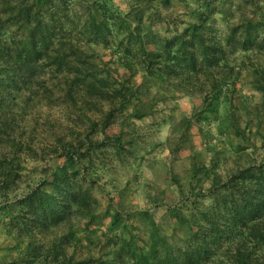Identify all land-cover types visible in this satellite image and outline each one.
I'll use <instances>...</instances> for the list:
<instances>
[{
    "label": "trees",
    "instance_id": "obj_1",
    "mask_svg": "<svg viewBox=\"0 0 264 264\" xmlns=\"http://www.w3.org/2000/svg\"><path fill=\"white\" fill-rule=\"evenodd\" d=\"M152 2L126 11L115 0H0V131L36 128L43 108L63 112L44 121L45 145L8 140L9 149L0 152V223L17 250L0 264H264V152L226 178L218 171L224 150L251 147L242 144L252 130L249 120L241 126L242 111H264V64L254 59L264 56V0H195L181 19ZM98 47L111 52L110 61H95ZM120 66L131 75L141 71L160 92L144 101L142 83L114 74ZM244 70L262 96L253 108L246 100L243 108L235 103ZM177 95L200 103L183 118V145L176 151L194 127L206 138L204 151L190 146L188 187L174 177L179 198L166 205L164 220H173V233L186 231L181 247L148 209V239L126 236L134 214L122 201L102 209L94 192L105 185L112 155L134 153L142 138L134 120ZM117 123L120 131L112 133ZM231 132L241 140L237 145L227 138ZM222 135L233 146L218 148L213 140ZM22 152L45 162L32 183L20 174ZM139 178L133 177L138 186ZM96 244L107 250L93 253Z\"/></svg>",
    "mask_w": 264,
    "mask_h": 264
},
{
    "label": "rangeland",
    "instance_id": "obj_2",
    "mask_svg": "<svg viewBox=\"0 0 264 264\" xmlns=\"http://www.w3.org/2000/svg\"><path fill=\"white\" fill-rule=\"evenodd\" d=\"M116 3L124 10H129L132 5H145L144 0H115ZM195 0H171L169 7H164L161 0H153L152 5L154 8H158L164 13L172 15L177 19L187 18L186 16V4L192 3ZM224 25L219 21V26ZM160 26V25H159ZM164 27V25H161ZM98 54L95 61L98 64H102V61H110L111 52L102 47H98ZM255 57V56H252ZM256 62L264 64V56L254 58ZM114 67V65H112ZM114 74L122 79L124 76L128 77V82L133 85L143 84L142 90L144 94L142 98L144 101L149 102L156 94L160 92L158 88L152 87L150 82H146L144 74L138 71L134 75H131L130 71L120 66L117 68V72ZM252 80V74L247 70H244V75L238 84V91L235 95V103L237 106L243 108L242 103L246 100L250 107H255L260 103L262 96L260 92L254 90L250 84ZM195 103H200L198 99L192 100L183 95H177L175 99L168 98L166 101L158 100L153 107V114L145 117L144 119L134 120L135 129H138V133H141L142 138H138L136 148L133 154L123 156L121 159L116 155H112L113 162L110 165L109 172L104 178L105 185H98L95 187V194L101 201L102 209H105L109 204H119L120 201L124 202L128 206L130 213L134 214L132 222H129V228L125 229L124 234L130 236V233L138 234L140 238L148 239V230L150 228V218L144 216L145 210H149L153 213V217L156 222L163 226V233L170 237V242L181 247L184 245L182 238L186 237V231L183 228H179L177 232L172 231L173 224L170 217L164 220V215L167 213L166 205L174 204L178 198V184L174 182V177H178L181 183L188 187V171L191 167L192 160L190 146L200 151H204L206 145V138L200 134L199 128L194 127L192 130V137L190 141L184 143V148L181 151H176L178 146H182L181 134L184 133L182 127V120L184 117H189L192 114V108ZM41 117H39V126L33 128L32 125L19 124L14 129H10L9 133L0 131V152L9 149L8 142L10 140H19L21 138L23 142L32 139L33 144L38 146L39 143L45 145L48 142L49 133L43 128L44 121L58 120L62 117L63 112L60 108L56 109H40ZM243 117L241 119V126L246 127L247 121L250 122L247 127H251V132H247L250 137L249 141H242L243 145L250 144L251 147L245 151H235L230 149V152L222 153L220 159V166L218 171L224 178L235 172L240 167H244L248 164V160L253 157L259 156L264 152L262 147L261 133H264V111L258 116L248 115L247 109L243 111ZM57 125L55 130L62 131L60 122L56 121ZM133 122V121H132ZM65 125V121L63 122ZM261 126L260 131H257L258 126ZM212 132L217 133V129L214 124L210 128ZM120 126L114 124L111 127L112 133H118ZM248 131V130H247ZM126 131L123 138L126 139L130 136ZM225 135V134H224ZM216 136L213 140L218 148L223 150L228 146L237 145L240 139H237L233 132L227 136L228 139H224L227 135ZM9 140V141H8ZM192 142V143H191ZM227 142L233 143L229 145ZM235 143V144H234ZM155 144V146H154ZM227 144V145H226ZM206 159L211 158V154L204 153ZM227 154V155H226ZM223 155L225 157H223ZM13 156V154H11ZM205 158V156H204ZM19 162L23 166L20 174H23L22 180H26L27 184L32 183V179L39 178L42 175L45 162L37 158H32L29 153L22 152L19 157ZM60 162H62L60 160ZM134 175H140L138 182H141L138 186L135 183ZM209 182L206 183V186ZM114 197V202L110 201V195ZM165 204V205H164ZM109 219H106L99 229V235H102V231L108 226ZM99 227L98 225L95 228ZM103 229V230H102ZM16 240L8 235L3 225L0 223V260L7 262L13 260L17 256V250L15 247ZM83 244L86 246L87 242ZM91 250L95 254L99 252H105L107 247H101L100 244L91 246Z\"/></svg>",
    "mask_w": 264,
    "mask_h": 264
}]
</instances>
